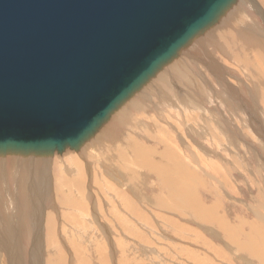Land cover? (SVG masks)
Instances as JSON below:
<instances>
[{"label": "bare ground", "instance_id": "obj_1", "mask_svg": "<svg viewBox=\"0 0 264 264\" xmlns=\"http://www.w3.org/2000/svg\"><path fill=\"white\" fill-rule=\"evenodd\" d=\"M225 7L226 8L223 11H220L217 14V17H215L212 22L204 26L199 32L194 33L186 41L183 47L188 48L189 46H191L194 48L196 46L197 48V46H199V47H203L204 50H206L205 48H207V50L209 49V51L205 52L206 56L203 58V60H201L202 59L201 57L204 54L202 55L199 54L200 57L197 56L201 58L199 60L203 62L199 60L198 61L199 63L201 62L203 64L202 68L204 67V69L208 70L212 74V76H214L216 80H219V81L221 78L225 79L226 77L225 75L227 74L228 71H225V68L223 67L225 63L223 62L224 63L223 64L219 61L221 58L217 60L221 64H219L216 61L214 57V53H217L216 56L218 58L221 56L228 58L229 61L228 59L226 60V58L225 60L230 62L234 66V68L239 72L240 76H242L243 80H241V82L244 81V83H250L255 88L256 94L253 96L252 95L250 96L252 100L254 101L255 105L257 106V104L260 103L262 106H264V30H262L261 27L260 29L258 26L256 27L252 26L250 22L248 21L249 19H247V13H246L248 12L250 15L256 13L257 15L264 17V0H256V2L255 0H243V1L239 0V2L238 0H234L230 4L228 3ZM212 24L213 25L216 24V25L212 26ZM189 49L191 48L189 47ZM187 50L185 49V51ZM200 50L201 49L199 48V51ZM180 52H181V48L179 50H176L174 54H171L163 63H161L155 69V71L150 75V77L146 81H144L143 84L138 89L133 90L132 92L126 95L125 99L113 110L112 113L108 115V116L113 115L112 119L114 123L118 121V118H119L118 116H120V119L122 121L123 119L125 120L126 118L129 117L130 114L129 112L126 113L125 112L126 110L129 109V111L132 114L133 113L132 108L137 107V108L142 109L143 106L141 107V105L144 104L143 101L145 102L146 101L145 99H147L148 97L145 95L147 94L145 91H143V93L145 92V94L143 93L140 94V92L138 91L142 88H143L142 90H146L144 88H150L154 86L153 84L155 81L156 82L159 81V85L161 83V89L166 85L167 79L169 78L172 80L178 79L179 81H182L181 84L182 83L184 84L186 83V85L187 83L191 84V86H193L194 88L195 83H197V81L193 79V76L191 73L192 71L191 72L190 70L188 71L187 70L188 68L186 69L183 66L184 63L182 64L183 60L180 59V57L184 56L183 55L184 52H182L183 54ZM190 54H188L187 56H189ZM180 60L182 62H180ZM194 64L197 65V61H195ZM206 70L205 72H207ZM192 83L194 85H192ZM219 84H222V83L219 82ZM198 87H195L196 91L200 89ZM184 88L187 89L188 87L186 88L185 86ZM161 89H159L158 93H159L160 101L163 100L161 101L162 105L161 107H159V104H158V106L154 107V110H152L153 112L152 116L151 117L149 116L150 119L146 121L147 126L146 127L143 126V127L145 128V131H148V133L145 132L144 135L145 136L148 135L150 141L152 137H154L155 144L156 146H158V149L159 147L162 148V153H157L155 150V147L153 146L150 147L149 139H146V142L144 143L138 141L137 139H135L134 142L129 141L127 139L128 142H126L123 148H120L119 146V148L117 147V149L114 150V153H112L113 151L109 152L110 154H108L106 151L105 153L106 155H103L104 157L100 155L102 158L100 157V159L99 158L97 159L98 153H99L98 151L100 150L99 146H101L100 148H102L103 150V143L99 145L101 143L98 141L99 135L97 133L95 135V132H93L94 134L91 132L90 134L85 136L79 144L76 145L77 147L74 148V150L71 148L68 149L69 147H65L66 148V150L64 149L65 151L67 150L72 151V152H68L70 161L67 160V162L65 163L61 158L63 154L62 153L58 154L59 156H61L59 161L61 162L63 166V170L67 173L65 174L66 177L63 175V181H59L58 179L59 175L54 177V189H55L54 193H55V198L57 199L58 205L60 206L61 209H64L62 210L63 212L66 211L65 216L69 220V222H70V218L72 219L73 222H75L78 219L77 217H79V215H84L85 206H84L81 193H82V188L85 185L84 184L85 179L84 181H83V178L80 179V176L84 177V173H83L84 170L78 164H84L83 166H86V171L89 169L91 165L93 168V165H95L96 163L97 164L103 163V165L105 164V166L106 164L107 165L110 164L114 169L113 172L110 171L111 178L114 179L113 181L116 182V184H118L121 190L123 191L126 190L131 195L137 192H141L139 191V188H138L140 187V185H142L140 184V182L142 181L141 176H144L143 180L148 179L152 182L151 183L152 185L149 184L151 188L157 189L156 191L149 190L150 193L148 192V189H146L147 191L146 190L145 191L149 193L147 197L152 196L156 198L160 194V191L161 192L171 191L172 193H182L178 197L170 196V198L162 199L160 200V202L162 203L164 202L165 204H169V205H174V208L177 211H180L182 209L181 206L185 207L184 210H181V212L184 213V215H181V216L184 218H178V217L177 218L180 220L182 219L186 221L190 225H185V224H180V223L176 224V222L178 221L175 220L174 218L168 220V222L171 224L174 230L181 232V236L179 237H181V239H184V241L191 240V237H193L194 240H191L192 242L194 243L196 242L195 244H198L199 247L203 246V247L208 248L205 250L206 252H208L210 255H216L215 258H213V261H220V259H224L228 261L229 259L228 256L230 257L231 256L232 257L242 256V258L248 257V260L254 263L256 262L255 264H264V261H263L264 260V234L262 233L263 230L258 228V225L256 226L255 224L256 223L255 221H259L260 223L264 224V215L259 213L257 210H253L251 211L252 212L251 214L254 217L255 221L252 219L245 220L243 216H245L246 212L241 206H239V209L235 211V213H232V211H226V210L222 211L219 207L217 208V205H219V202H218L219 196L222 198V200L224 199L223 193L226 194V197H228V200H229V197L231 200L233 199V197L229 193L230 191L228 190L230 188L224 184V181H227V182L230 180L232 181L233 176L237 175L239 171L238 169L234 168V170H232L234 171V173L232 174V172L230 171V169L232 168H227V167L235 166L234 164L237 162L233 161L235 162L234 164L228 165L226 163V161H228L226 160L228 159V157L224 158V154H221L219 152L215 153L214 151L215 149L214 146H217L218 144L220 146L221 144V147L223 148L224 142L228 141L227 136L225 137L224 134H221L220 133L221 131H219L218 129L221 124L223 126L227 125L226 127L230 129V126L228 125L229 123L227 121L225 122L222 119V116L225 117L226 115H228L226 113H230L231 115H228L230 117L238 118L240 120L239 122H241L240 124L241 127H246V128L249 127L248 129L250 130L253 128L256 131L253 134L254 135L256 134L259 138L262 136V131L264 130L263 128L264 114L260 117L261 121H259L258 114L255 113V112H258L257 108H256V111H251L250 113L248 108H246L245 105L240 103V100L238 99L237 96H236L237 98H234L233 93H236V92L233 91L234 86L232 85L230 86L228 85L226 90L221 89L218 92H215V97H217L216 100L218 101L219 107L224 109V113L220 112V115H222L221 118L219 117L220 116L219 114H218L219 116L213 115V113H216V112H215V107L211 105L202 103L204 108L195 109L194 107H192V106L200 105L199 103H196V101L195 103H193V100L196 96L195 93H194V97L192 98L190 97L191 100H189L187 98V94L188 93L190 94V91L187 93L182 90L178 91L179 93L178 92L176 93L175 91L174 92L175 99H177L180 104V106H178L177 100L175 101L174 99L172 100V98L169 97L167 94H165L164 91H160ZM154 93H157V91ZM189 94H188V97H189ZM210 101H213V100H210ZM220 103L222 107L220 106ZM261 105L258 104V106H261ZM262 106L260 108H262ZM130 108L132 111L130 110ZM138 113L136 112L135 114H138ZM127 114H129L128 117H127ZM141 115L142 114H140V117L138 118L136 117V115H134L135 117L132 120L133 121L139 120L142 117ZM132 117L133 116H131V118ZM169 118H173V119L175 118L179 122L180 126H176L177 131L174 130L175 128L173 126L172 127L174 129L171 127L170 130L169 129L165 130L160 124H157L159 122L165 123V119H169ZM120 122L121 121H118V123ZM168 125L171 126L170 123H168ZM222 128L224 127H220L221 130H223ZM161 132H166L164 136H166V134L168 133L169 138L167 137L168 139H166L164 136H161L162 138L157 137L156 134H160ZM202 133H205V134H202ZM194 134H198V135H201V137H205L206 142L203 140L204 141L203 142L204 144H203L200 141H196L193 138ZM190 135L191 136L193 135V136L191 137ZM223 137H225L224 141H223L224 139ZM230 140L228 141L229 145L231 143ZM168 144L179 145L178 149H176L175 147L176 151L179 150V152H177L178 154H175V152L171 150V147L170 145L168 146ZM193 144L198 145L200 147H203L205 145L206 148L208 149V152L206 151L207 149H205L204 151V148L203 150H200V149L197 150V148L191 146ZM104 145L107 147L106 144ZM219 146H217V148ZM221 147H219V149ZM78 149H80L79 151L80 152L82 151V153H79ZM107 149L111 150L109 148ZM107 149H104V150H107ZM223 150L224 152L228 153L226 149H223ZM55 151L60 152L55 148H53L52 150L41 149L39 151H22V150H17V149L0 150V158H7V155L9 157L14 155L11 159L12 162L9 161L7 163L5 162L4 164L2 163L3 164L2 166L0 162V178L4 179L5 177H7L9 169H11V173L13 174L12 179H11V183H12L11 187L5 188L4 186L5 183L3 184L0 182L3 185V187L2 186L0 187L2 191V194L0 193L2 195L0 198V207L2 208L0 209V248H3L4 250L3 253L6 252L5 257H7L8 259L7 261L8 264H22V262L18 259L17 248L20 243V232L22 235L23 232L27 230V228L26 229L22 228L23 226L27 225V223L30 225V228L28 229H30L31 232L33 231L32 241H34V245H33L34 248L31 251L32 256H30V261L28 262V264H39L40 263L38 262V259H40L42 251L39 248L40 243H39L37 236H38V231H39V225L43 219L42 217L43 215L41 213L42 206L43 204H45V202H47L50 199V195H49L50 180H49V176L47 175L48 174L47 167L49 163H51V159L53 160L52 157H54V154H52V152H55ZM65 151L63 153H65ZM200 152L203 154H201ZM73 153L81 154L83 157L82 161H84V163H80L79 157L77 158L76 156H74L75 154ZM71 154L74 157L71 156L70 158ZM205 154L207 156H205ZM229 155L230 157L235 156L231 154ZM55 157H56V154H55ZM94 158H96V160H94ZM216 158L220 159V163L224 165L223 169L217 168V166L214 165V163L212 162V160L213 159L216 160ZM237 158H238L237 156L234 157V159L236 160ZM206 162H208V164ZM8 164L11 165V168L10 167L7 168ZM76 165H78L80 169L79 168L76 169L77 167ZM187 165H189V167L191 166L190 168L193 171H191ZM225 165H227V167ZM258 168H259L258 169L259 171L260 166H258ZM110 172L108 171V175ZM119 172L121 173V175L119 174ZM199 174H202L203 177L205 178L202 179L201 177H199ZM97 176H99V174ZM220 176H222V178H225V180L223 181V179H221ZM94 178L96 179V181L100 179V177H98V179L97 177H94ZM256 179L257 177L254 176L250 180H247L248 188L251 191L250 196H252L253 194L252 189L254 188L258 190L259 194L262 191H264V185L261 186V181L259 179L255 181ZM208 182L210 183L208 184ZM82 183H83V186H82ZM101 183H103V181ZM120 184H124L126 186H122ZM101 185L99 187H101ZM143 187H146V186H143ZM195 188H200L202 190L203 195H205L206 192H208L209 194H206V195H210V199H206V200L201 199L198 193H196L198 198H194L191 192H193L192 190ZM136 189H138V191ZM112 191L113 190L111 189V193H109L107 190V193L109 194L110 198L112 197L115 200H118V199H116L115 196H113V193L117 196L119 195L118 202L119 204H121V208L118 207L119 210L121 211L125 210L123 212L131 216L134 214V212H137V215L138 214L140 215V211H138L137 209H134V204H131V202L127 198L128 196H125L123 191L119 192V194L116 191H115L116 193L115 192L112 193ZM127 192L126 194H128ZM79 194H81L80 198L78 196ZM144 194L141 192L137 195H134V198L145 199ZM89 195L92 196L91 194ZM231 200H229V202ZM253 202L257 203L254 198L251 200L250 203L252 204ZM113 204H114V201H113ZM262 204H258V205L263 206L264 204L263 205ZM108 205H110L109 200H108ZM242 205H245V204H242ZM111 206L113 207L114 205H111ZM116 206H117V202H116ZM247 206H249V204L245 205V207ZM86 209H87V206H86ZM131 209H133V211H129ZM115 211L114 213H118V215L114 214V216L116 218H121V215L119 214V212H115ZM72 212L73 214H71ZM75 212L77 214H74ZM92 213L94 214V211H92ZM108 214H109V211H108ZM185 215H188V216L185 217ZM86 218L90 220V223H92V221L94 224H95V221L97 223V219L95 218L93 219L92 216L90 217L89 215H87ZM123 220H124L123 223H127L126 218ZM222 221H225V222L223 223ZM121 222H122V219H121ZM191 225L200 227L199 230H202L205 228V229H209V231L207 233L206 232L201 233V236H198L197 234L192 232V231H197V230L192 228L194 226H191ZM208 225H210L209 226L210 228L206 227ZM52 226H53V219L50 217V215H48V218L46 217V232H49L46 235L47 243H49L52 240V237H51L52 232H53V230H51ZM211 229L214 232H212ZM135 231L137 230H133L131 232H135ZM185 233L189 234L191 237L185 238L184 236ZM207 236H209V239L207 238ZM210 237L215 241L218 240L222 242V244L224 243V245H226V248L230 249V255L219 256L218 255L219 251H215L212 248L213 242H211ZM220 238H222L223 241H221ZM51 243L52 242H50V244ZM214 248L217 249V247H214ZM233 252L236 255L233 254ZM56 253H58V251ZM192 254L193 253L187 254V258L190 259V261L194 260L195 263H199L201 260L200 259L201 257L198 254L197 255L196 254L192 255ZM31 257L33 260H31ZM49 257L50 258L46 261V264H59L62 261L61 260L58 262L57 260L59 259L57 257L54 258L51 255ZM202 258L209 259L208 257H202ZM208 261L209 263L212 262L211 259H209Z\"/></svg>", "mask_w": 264, "mask_h": 264}, {"label": "water", "instance_id": "obj_2", "mask_svg": "<svg viewBox=\"0 0 264 264\" xmlns=\"http://www.w3.org/2000/svg\"><path fill=\"white\" fill-rule=\"evenodd\" d=\"M233 1L0 0V150H74Z\"/></svg>", "mask_w": 264, "mask_h": 264}, {"label": "rangeland", "instance_id": "obj_3", "mask_svg": "<svg viewBox=\"0 0 264 264\" xmlns=\"http://www.w3.org/2000/svg\"><path fill=\"white\" fill-rule=\"evenodd\" d=\"M238 2H239V0H238ZM255 2H256V0H255ZM246 13H247V19H249L248 21L250 22V24L252 26H254V27L258 26L259 28L261 27L262 30H264V17L263 16H259L256 13L252 14V15H250L248 12H246ZM215 25L216 24H214V25L212 24V26H215ZM189 47L191 49H189ZM189 47L188 48H185V47L182 48L181 47L180 53L184 52V54L182 53L184 56L180 57V59L183 60V62L181 60H180V62H182V64L184 63L183 66L186 69L188 68L187 69L188 71L189 70H190V72L192 71L191 73H192L193 79L195 81H197V83H195L194 88H193V86H191V84H188V83H187V85H186V83L181 84L182 81H179L178 79H176L180 82L179 83L175 79L172 80L169 78V79H167L166 85L162 89H161V83L159 85V81H157V82L155 81L153 84L154 86H152L150 88H144L147 91L142 90L143 88L140 89L142 92L140 90L138 92H140V94H141V93H143V91H145L147 94H145V92L143 94H145L148 97L147 99H145L147 102L143 101L144 104L142 103L143 105H141V107L143 106L142 109L137 108V107L132 108L133 109V113H132L133 115L131 114L129 109L126 110L125 112L126 113L129 112V114H130V115L127 114V117L129 115L128 118H126V116H125V118H126L125 120H127V119L128 120L125 121L123 119V121H122L120 119V116H118L119 117L118 121H121V122L118 123V121H116L115 122L116 125L112 119L113 115L107 116L106 119L104 120L105 122H101L100 123L101 126L99 124L97 129H94L92 131V133L95 132V135H96V133L99 135L98 141L101 142L99 145H101L103 143V150H102V148H100L101 146H99L100 150L98 151L99 153H98L97 159L98 158L100 159L101 156L104 157L103 155H106L105 154L106 151L108 154H110L109 152L113 151L112 153H114V150H116L117 147L119 148V146H120V148H123L124 145L126 144V142H128V140L134 142V140L137 139L138 141L144 143V142H146V139H149L148 135H146V136L144 135V133L145 132L148 133V131H145V128L143 126H145V127L147 126L146 121L149 120L150 117L152 116V114H153L152 110H154V107L158 106V104H159V107H161V105H162L161 101H163V100L160 101V97H159V93H158L159 89H161L160 91H164L165 94H167L169 97H171L172 100L174 99V101L177 100V99H175V95H174L175 91H176V93L178 91H181V90L186 92V93L190 91V94L188 93L189 97L187 94V98L189 100H191V98L194 97V93H195V95H196L195 98L196 97L197 98L196 99L194 98V100L192 99L193 103H195V101H196V103H199L200 105L199 106H192V107H194L195 109L204 108L202 103L211 105V106L215 107L216 113H213V115L217 116L218 114L220 115V112L224 113V109L219 107L218 101L216 100L217 97H215V92H218L221 89L226 90L228 85L229 86L232 85V86H234L233 91L236 92V93H233L234 98L238 97V99L240 100V103L245 105L246 108H248V110L250 111V113H251V111H256V108H257L258 112H255V113L258 114L259 121H261L260 117L264 114V106H262L260 103H258V104L261 105L262 108H260L261 106H258V104L256 106L254 101L250 97L251 95L253 96L256 94L255 88L250 83H244V81L241 82V80H243L242 76H240L239 72L234 68V66L230 62H228L229 59L224 57V56H221L218 58L216 56L217 53H214V57H215L216 61L221 58L219 61L221 63H223V62L225 63V64L223 63L224 65L223 64L222 65L225 68V71H228L227 74L225 75L227 78L225 77V79H223L220 77L222 80L220 79V81H219V80H216V78L214 76H212V74L208 70L204 69V67L202 68L203 64L201 62H203V61H201V60H203V58L206 56L205 52L209 51V49L207 50V48H205L206 50H204L203 47H199V46H197V48H196V46L194 48L191 46H189ZM199 48L201 49L200 51H199ZM185 49L186 50L188 49V50L185 51ZM192 51H193V53L194 52L195 53L193 54ZM201 51H203V52H201ZM197 53H198V55H197ZM188 54H190L189 55L190 57L187 56ZM199 54L200 55L204 54L201 57L202 59L199 58L200 57ZM197 56H199V57H197ZM225 58H226V60L228 59V61H226ZM199 59H201V60H199ZM198 60L201 61L200 62L201 64L199 63ZM195 61H197V65L194 64ZM220 62H218V63L221 64ZM205 70L207 72H205ZM210 74H211V76H210ZM200 78H202V79H200ZM217 79H219V78H217ZM150 80H152V79H150ZM153 80H154V78H153ZM219 82L222 84H219ZM192 85H194V84L192 83ZM185 86H186V88L187 87L188 88L185 89L184 88ZM195 87L200 88L199 89L200 91L199 90L196 91ZM153 89H154V91H153ZM156 91H157V93H154ZM210 100H213V101H210ZM214 100H216V101H214ZM177 102H178L177 103L178 106H180L178 100H177ZM190 104H192V103H190ZM220 106H221V103H220ZM130 110H131V108H130ZM190 111H191V109H190ZM136 112L137 113L139 112L140 114H142L141 115L142 117L139 120L133 121L132 119H134V117H135L134 115H136L137 118L140 117L139 113L135 114ZM226 114L231 115L230 113H226ZM228 115H226L225 117L220 115L219 117L221 118V116H222V119L225 122L227 121L229 123V124L228 123L227 124L230 126V129H228L226 127L227 125L223 126L222 124L221 125L219 124V125H220V127H224L222 129L225 130L226 132L221 130L220 127L218 129H219V131H221L220 132L221 134H224L225 137L227 136L228 141L231 138V140H230L231 143L229 142L230 143V145H229L228 141L224 142L225 145L223 144V148L221 147V144H220V146L218 144L217 146H219L221 148L219 149V147L217 148V146H214V148L216 149V150L214 149V151H215V153L219 152L221 154H224V158L228 157V159H226V160H228V161H226V163L228 165L234 164L235 162H237L234 164L236 167L235 166L227 167V165H225V166L227 168H232V169H230L232 174L234 173V171H232V170H234V168L238 169L239 172L237 175L233 176L232 181L230 180L228 182L224 181L225 178H222V176H220L221 179H223L224 184L230 188L228 190L230 191L229 193L233 197V199L231 200L229 197V200L232 201V202L230 201L231 202L230 203L228 200V197H226V194L223 193L224 199L222 200V198L219 196V198H218L219 205H217V208L219 207L222 211L226 210V211H232V213H235V211H237L239 209V206H241L245 210L246 214H248V215H246L244 213L245 216H243V218H245V220L252 219L255 221L254 217L251 214L252 213L251 211L257 210L259 213L264 215V209H263L264 208L263 207L264 206L263 205L264 204V191H262L259 194L258 190H256L254 188V189H252L253 194H252V196H250L251 191L248 188V181L247 180H250L251 178L256 176L257 179H259L261 181V186L264 185V137H263L264 136V133H263L264 130L262 131V136L259 138L256 134L255 135L253 134L254 132H256L253 128L250 130V129H248L249 127L248 128L241 127L240 126L241 122H239L240 120L238 118H236V117L233 118V117H230ZM131 116H133V117L131 118ZM131 120H132V122H131ZM136 121H137V123H136ZM106 122H108V123H106ZM168 123H170L171 126H169ZM157 124H160L165 130H167V129L170 130V128L173 126L175 129L173 127L172 128L175 131H177L176 126H180L179 122L175 118L174 119L173 118L165 119V123L159 122ZM235 125H236V127H235ZM168 126H169V128H168ZM263 128H264V124H263ZM217 131H215V132H217ZM227 131H228V133H227ZM238 131H239V133H238ZM165 133L166 132H161L160 133L161 135L156 134V136L161 137V136H164ZM176 133H178V132H176ZM152 134H153V132H152ZM202 134H205V133H202ZM125 136H127V137H125ZM213 136H215V135H213ZM164 137L166 139H168L169 138L168 133ZM225 137H223L224 138L223 141L225 140ZM193 138L196 141H200L202 143L204 141L206 142V138L201 137V135H198V134H194ZM121 140L124 142H122ZM261 140H262V142H261ZM149 141H150V139H149ZM133 142H131V143H133ZM151 143H152V145H151ZM104 144H106L107 147ZM169 145L171 147V150H173L175 152V154H178L177 152H179V150L176 151V149H178L179 145L168 144V146ZM194 145L195 144H193L191 146L197 148V150L198 149L203 150V148H204V151H205V149H207L205 145L203 147H200L198 145L194 146ZM152 146L155 147V150L157 153H162V148L159 147L160 150L158 149V146H156V144H155L154 137H152V139L150 141V147H152ZM175 147H176V149H175ZM193 147H192V149H193ZM107 148H109L111 150H108ZM68 149H70V148H68ZM104 149H107V150H104ZM223 149H226V151L228 153L224 152ZM65 150L60 151V152H57V151L52 152V154H54V157H52L53 160L51 159V163H49V165L47 167V173H48L47 175L49 176V180H50V182H49L50 199L47 202H45V204H43L42 210H41V213L43 215L42 216L43 219L39 225V231H38V236H37L39 243H40V244L38 243L39 248L42 251L40 259H38V262H40L39 264H46V261L50 258L49 257L50 255L54 258L57 257L59 259V260H57L58 262L62 260L59 264H201V263L202 264H255L256 263V262L254 263V262H251L250 260H248V257L242 258V256H237V257L228 256V255H230V249L226 248V245H224V243L222 244V242H220L218 240L215 241L210 237L211 242H213L212 248L215 251H219L218 255L219 256L227 255L229 257V259L227 258L228 261H226L224 259H220V261H213V258H215L216 255H210L208 252H206L205 250L208 248L203 247V246L199 247L198 244H195L196 242L194 243L191 241L194 239H193V237H191L187 233L184 234L185 238L191 237V240L184 241V239H181V237H179V236H181V232L174 230L173 227L171 226V224L168 222V220L174 218L175 220L178 221V222H176V224L180 223V224L190 225L186 221H184L182 219L181 220L178 219V218H184L181 216V215H184V213L181 212V210H184L185 207L181 206L182 209L180 211H177V210H175L174 205H169V204H165L164 202L163 203L160 202V200L170 198V196L178 197L182 193H172L171 191H169V192L168 191H165V192L160 191V194L156 198H154L152 196L147 197V195L150 193V191H156L157 189L151 188L150 185H152L151 184L152 182L148 179L143 180L144 176H141V178H142L141 182L142 183L140 182V184H142L143 186H146V187H143L142 185H140V187H138V188H139V191H141L143 194L145 193L146 195L144 194L145 199H141V198H139L141 200L136 199V198H134V195H137L141 192H137V193H134L131 195L126 190H124V191L121 190L120 187L118 186V184H116V182L113 181L114 179L111 178V172H113L114 169L110 164H108V165L106 164V166H105V164L103 165V163H101L102 165L100 163H98V164L96 163L95 164L96 166L93 165V168H92V165H91L87 171H86V166H83L84 164H78L84 170L83 171L84 177L80 176V179L83 178V181L85 179V181H84L85 185L82 188V193H81L82 198H83V202H84V206H85V208H84L85 214L79 215V217H77L78 219L76 221L74 220L75 222H73L72 219L70 218V222H69V220L65 216L66 211H64V212L62 211L64 209H61L60 206L58 205L57 199L55 198V193H54L55 192L54 177L59 175V178H58L59 181H63V175L66 177L65 174H67L63 170V166H62L61 162L59 161L61 156L58 155V154L62 153L63 156L61 158L66 163L67 160H69L68 152H72V151L71 150L65 151ZM79 150L80 149H78V152L82 153V151L80 152ZM64 151H65V153H63ZM101 151H103L104 154ZM206 151L208 152V149ZM79 153H76V154L73 153V154H75L74 156H76L77 158L79 157L80 163H84V161H82L83 157ZM225 153H226V155H225ZM55 154H56V157H55ZM201 154H203V153H201ZM229 154L235 155L234 157L237 156L238 157L237 160L234 159L233 156L230 157ZM182 155H183V153H182ZM13 156L9 157L7 155V158H0L1 166L5 162L6 163L9 161L12 162L11 159ZM71 156L74 157L71 154L70 158H71ZM179 156H181V155H179ZM205 156H207V155L205 154ZM231 158H233V159H231ZM94 160H96V158H94ZM233 161H235V162H233ZM212 162L214 163V165L217 166V168H222V169L224 168V165H222L220 163V159H217V158H216V160L213 159ZM13 163H15V162H13ZM206 163L208 164V162H206ZM78 165H76L77 166L76 169L77 168L80 169V167ZM187 166L191 171H193L190 168L191 166L190 167H189V165H187ZM258 166H260L259 171H258V169H259ZM9 167L11 168L10 164H8L7 168H9ZM109 167H111L112 170ZM96 170H97V172H96ZM108 171L109 172L111 171L109 173V175H108ZM100 172H102V173H100ZM11 174H12L11 169H9L7 177L4 178L5 180L0 178V180H1L0 182L3 184L5 183L4 184L5 188L11 187V185H12L11 179H12L13 174L12 175ZM98 174H99V176H97ZM119 174L121 175L120 172H119ZM72 175H74V174H72ZM94 177H97V179H98V177H100V179H98L96 181V179ZM199 177H201L202 179L205 178V177H203L202 174H199ZM257 179L255 181H257ZM102 181H103V183H101ZM1 183H0V187L1 186L3 187V185ZM209 183L210 182H208V184ZM100 185H101V187H99ZM120 185L126 186L124 184H120ZM82 186H83V183H82ZM16 188H17V186H16ZM111 189L113 190L112 193L116 191L119 194V192L123 191L125 196H128L127 198L129 199L131 204H134V209H137L138 211H140V215L139 214L137 215V212H134V214L131 216V215H128L127 213L125 214V212H123L125 210H123V211L119 210L118 207L121 208V204H119V202H118L119 201V195L117 196L113 193V196H115V198L118 200H115L112 197L110 198L109 194L107 193V190L109 193H111ZM146 189H148L149 193L146 192L147 191ZM17 190H18V188H17ZM136 190L138 191V189H136ZM173 190H175V189H173ZM125 191L128 194H126ZM192 191L193 192H191V194L194 198H198V196L196 194V193H198L199 197H201V199H204V200L210 199V195H206L209 193L206 192V194L203 195L202 190L200 188H195ZM226 192H227V190H226ZM0 193L2 194L1 188H0ZM1 194H0V198L2 196ZM81 194L78 195L79 198L81 197ZM89 194H91L92 196H90ZM253 198L256 200L257 203H255V202H253L255 204L250 203ZM108 200L110 201V205H108ZM113 201H114V204H113ZM116 202H117V206H116ZM206 203H208V202H206ZM242 204H245V205L249 204V206L245 207V205H242ZM258 204H262L263 206H260ZM111 205H114L113 207L115 208L116 211L114 210V208ZM86 206H87V209H86ZM227 208H228V210H227ZM0 209H2V208L0 207ZM96 209H98V210H96ZM117 209H118V211H117ZM92 211H94V214L92 213ZM108 211H109V214H108ZM114 211L119 212V214L121 215V218H116L114 216V214L118 215V213H114ZM129 211H133V209H131ZM110 213L113 215H111ZM71 214H73V212ZM74 214H77V213L75 212ZM48 215H50V217L53 219V226L51 227V230H53L52 235H51L52 240L50 241V242H52L51 244H50V242L47 243V236H46L47 233H49V232H46V217L48 218ZM87 215H89L90 217L92 216L93 219L94 218L97 219V223H96V221H95V224L93 223V221H92V223H90V220L88 218H86ZM3 216H4V214H3ZM186 216H188V215H185V217ZM124 217L126 218L127 223H123V221H124L123 219H125ZM121 219H122V222H121ZM222 222L224 223L225 221H222ZM255 222H256L255 223L256 226L258 225V228L263 230L262 233L264 234V224L260 223L259 221H255ZM191 226H194V225H191ZM209 226L210 225H208L206 227L210 228ZM22 228H25V229L27 228V230L25 232H23L22 235L20 232V243H19L18 248H17L18 259L22 262V264H28V262L30 261V256H32L31 251L34 248L33 247L34 241H32L33 240V238H32L33 231L31 232L30 229H28V228H30V225L28 223H27V225L23 226ZM192 228L197 230V231H192V232H194L198 236H201V233H205V232L207 233L209 231V229H205V228L204 229L201 228L202 230H199L200 227H197V226H194ZM133 230H137V231L131 232ZM203 230H205V231H203ZM199 231H201V232H199ZM211 231L214 232L212 229H211ZM245 232H247V231H245ZM133 235H135V236H133ZM207 238L209 239V236H207ZM220 239H221V241H223L222 238H220ZM214 247H217V249H215ZM57 251H58V253H56ZM3 252H4L3 248H0V264H8L7 263L8 259H7V257H5L6 252L5 253H3ZM53 252H54V254H53ZM189 253H193L192 255L198 254L201 257L200 262L195 263L194 260L190 261V259L187 258V254H189ZM233 254H235V253L233 252ZM47 255H49V256H47ZM202 257H208L209 259H211L212 262L209 263V261H208L209 259H203ZM31 260H33L32 257H31Z\"/></svg>", "mask_w": 264, "mask_h": 264}]
</instances>
